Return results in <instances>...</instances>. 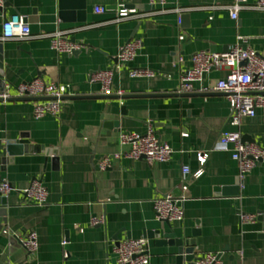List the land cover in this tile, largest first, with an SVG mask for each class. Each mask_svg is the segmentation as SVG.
<instances>
[{
	"label": "crops",
	"instance_id": "1",
	"mask_svg": "<svg viewBox=\"0 0 264 264\" xmlns=\"http://www.w3.org/2000/svg\"><path fill=\"white\" fill-rule=\"evenodd\" d=\"M233 3L167 0V11H161L149 0H84L86 20L77 22L71 20L83 9L78 0H69L65 8L60 0H6L0 34L5 18L17 13L26 16L34 35L3 42L9 52L4 81L12 93L20 83L40 78L67 86L70 94L59 115L41 118L35 117L34 101L0 103V146L27 134L32 144L59 152L57 163L43 152L15 156L5 170L0 161V183L7 180L13 187L8 230L0 231V264H116L115 245L130 238L148 239L150 264H176L177 248L158 245L155 237L156 230L169 228L157 220L154 200L169 193L184 198V219L171 222L177 235L191 239L192 231L201 229L195 237L197 256L213 252L222 254V264H264L263 241L258 238L262 224L241 218L264 210V161L257 162L242 182L232 146L219 144L223 131L235 130L228 123L227 95L180 92L182 74L194 53L226 52L235 45L264 50V10L245 8L233 19L228 9ZM97 6H104L106 13H96ZM176 7L192 8L188 25L179 24L172 11ZM121 8L139 16L110 22ZM63 12L70 17L64 19ZM58 30L75 38L81 53L53 48L48 35ZM133 39L142 44L129 67L153 75L130 77L127 69H118L112 95L120 91L142 96L100 97L101 84L91 81L92 74L114 70L121 47ZM229 71L212 70L204 84L214 86ZM194 86L199 90L202 82ZM122 106L126 115L121 114ZM114 120H120L118 131L103 128V122ZM150 127L170 144L168 162L121 156L108 169L99 168L104 157L126 150L120 145L123 132L145 133ZM240 131L245 141L264 147V107L244 118ZM201 152L208 154L205 172L200 178L190 177L183 190L182 167L200 168ZM35 179L48 191L44 207L23 193ZM95 218L104 220L93 225ZM30 231L39 241L35 252L23 245Z\"/></svg>",
	"mask_w": 264,
	"mask_h": 264
},
{
	"label": "built area",
	"instance_id": "2",
	"mask_svg": "<svg viewBox=\"0 0 264 264\" xmlns=\"http://www.w3.org/2000/svg\"><path fill=\"white\" fill-rule=\"evenodd\" d=\"M6 0H0V17L4 16ZM150 4L165 10L167 0H149ZM250 8L264 10V0H257L255 4L248 5L247 0H235V3L228 6L231 17L236 19L238 12L242 9ZM192 8L176 7L172 9L178 15L179 24L181 17ZM104 6L95 7L98 14L106 13ZM135 10L121 8L117 10L116 16L110 22H119L129 18H137ZM66 31L58 30L51 35L52 47L59 52L73 53L82 48L81 44L72 42ZM34 37L30 24L26 21V16L13 14L6 17L0 34V42L9 40H25ZM142 41L133 39L125 43L119 52L118 68L127 69L130 77L151 76L153 72L146 69L129 67ZM182 60V59H181ZM191 66L182 74L180 92H222L227 95L230 104V116L228 123L235 130H225L219 138L220 146L227 148L232 146V157L239 163V177L244 182L247 174L255 167L257 162L264 161V147L254 142L244 141L240 128L243 119L254 117L260 107H264V50L258 51L254 48H244L235 45L226 52H211L201 50L191 56ZM229 68V73L225 78L219 79L214 86L205 85L203 75L210 73L214 69ZM114 72L112 69L97 70L91 76L92 82L101 84L104 95L114 94L112 88ZM201 81L199 90L194 86L195 82ZM10 84L5 85V91L0 97L5 101L18 97H39L46 98L35 102L34 114L36 118H41L47 114L59 115L62 102L70 92L67 86L56 82H45L40 78L32 81L20 83L15 87V94L12 93ZM119 95L122 92L117 91ZM187 136V133L184 134ZM120 145L126 150L104 157L99 168L106 170L112 166L113 162L121 156L134 159H144L151 163L154 161L168 162L171 159L173 150L170 144L162 140L156 131L150 127L145 133L123 132L120 135ZM208 154L200 153L199 162L201 167L193 171L190 166L182 167V189H187V181L190 177L200 178L204 174V166ZM13 190L12 185L7 180L0 183V192L9 195ZM25 196L33 201L37 206L44 207L47 203L48 191L45 185L35 179L31 185L23 191ZM184 198L172 193L160 196L154 200L155 216L159 221H182L184 219ZM255 215H242L243 221H252ZM102 219L95 218L93 225L103 222ZM23 245L29 252H35L39 248L37 233L30 231L23 239ZM149 241L147 238L124 239L115 245L116 264H150ZM195 264H222L218 253L209 252L199 255Z\"/></svg>",
	"mask_w": 264,
	"mask_h": 264
},
{
	"label": "water",
	"instance_id": "3",
	"mask_svg": "<svg viewBox=\"0 0 264 264\" xmlns=\"http://www.w3.org/2000/svg\"><path fill=\"white\" fill-rule=\"evenodd\" d=\"M69 0H60L61 7L65 8L66 4ZM80 3V7L83 8L78 16V19L75 20L73 17H71V21H77V22H85V4L84 0H78ZM67 12H63L62 16L64 19L69 18L66 16ZM182 23L181 26H185L189 24V14L184 13L181 17ZM27 21V18H26ZM72 42H75V38L71 40ZM81 53L80 50H76L73 52V54H79ZM9 59V52L4 49V43L0 42V94H2L5 91V85L6 82L4 81L5 75H6V60ZM116 66L113 70L114 75L117 74L118 72V63H119V58L115 59ZM207 74L203 75V78L205 79ZM182 94H190V93H182ZM192 94V92H191ZM203 94V93H202ZM142 95H126V94H120V95H104L100 96L102 98H120V99H126V98H131V97H139ZM88 96H72L71 98H85ZM46 98H39V97H18V98H10L7 99L6 101L0 97V103L2 102H9V101H17V100H24V101H38ZM126 107L122 106L121 108V114L126 115ZM103 128H107L110 130L118 131L120 128V120H114V121H105L103 122ZM244 140V139H243ZM245 141V140H244ZM38 153V152H43L47 156H51L54 162H58V154L59 152L55 150L54 148L51 147H44L38 144H32L29 140V136L26 134H22L19 138H9L0 146V153H1V164L3 165V169L5 170V165L8 162H12L14 160L15 156L22 155L25 153ZM8 195H4L3 193L0 192V231H7V216H8V208H9V199ZM255 221L260 222L261 225V231L258 234V238L263 241V252H264V210H260L257 212L256 217L254 219ZM163 224H166L167 227L169 228V232H162V229H158L155 232V237H156V243L161 246H170V247H175L177 248L176 253L174 254L175 256V262L176 264H195V261L199 258L197 256L196 252V242H195V237L198 235H201V229L200 228H195L192 231V236L194 238H183L179 237L172 227L171 221L165 220L161 221ZM201 222L198 220L197 221V227H200ZM221 253H219V257H221Z\"/></svg>",
	"mask_w": 264,
	"mask_h": 264
}]
</instances>
